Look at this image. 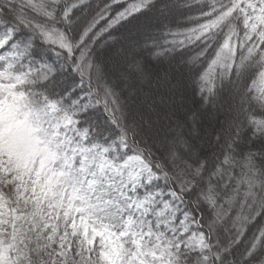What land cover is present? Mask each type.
I'll use <instances>...</instances> for the list:
<instances>
[{"label":"snow or ice","instance_id":"obj_1","mask_svg":"<svg viewBox=\"0 0 264 264\" xmlns=\"http://www.w3.org/2000/svg\"><path fill=\"white\" fill-rule=\"evenodd\" d=\"M153 61L182 66L200 94L232 84L264 146V0H0L2 264L35 251L47 264H264V179L224 184L234 157L212 161L182 132L160 158L129 143L116 80L148 82ZM239 155L264 177V153Z\"/></svg>","mask_w":264,"mask_h":264},{"label":"rangeland","instance_id":"obj_2","mask_svg":"<svg viewBox=\"0 0 264 264\" xmlns=\"http://www.w3.org/2000/svg\"><path fill=\"white\" fill-rule=\"evenodd\" d=\"M157 14L156 12L148 13L146 18H140L127 25L121 33L117 34V44L113 50L116 51L120 44H125L134 38L138 27L148 22L147 17H154ZM185 16L187 14L184 13V8L178 9L175 20H184ZM164 62L151 63L148 68L150 79L146 83L141 84L133 79L127 87H124L125 81L119 78L116 80V86L125 91L126 101H122L124 111L135 108V119L132 118L133 126L140 128L141 133L149 140L154 139L159 147H163L162 145L167 147L171 137L177 132H182L187 142H191L197 149L203 144L205 136L202 137L199 134L203 120L193 117L194 114L192 115L189 109L194 103L190 80L182 70V66L172 63L169 64L168 69ZM259 81L264 85V80L259 79ZM2 119L3 117L0 116V120ZM195 124L198 125L197 129L194 128ZM2 136L3 129H0V138ZM140 163L143 161L141 160ZM10 198L15 200V194H11ZM140 239L143 240L144 237ZM32 246L35 247L34 238ZM0 264H2L1 261ZM25 264H47V256L35 251L31 261H26Z\"/></svg>","mask_w":264,"mask_h":264},{"label":"trees","instance_id":"obj_3","mask_svg":"<svg viewBox=\"0 0 264 264\" xmlns=\"http://www.w3.org/2000/svg\"><path fill=\"white\" fill-rule=\"evenodd\" d=\"M184 13L187 15L191 14L187 11V9H184ZM176 22L182 24L187 23L185 19L181 21L176 20ZM44 55H49V53H44ZM53 59H55V57H53ZM164 64H167L168 67L166 68L169 69V63L165 61ZM73 76H75V73H73ZM61 86L62 85L59 83L53 85V87L56 88ZM190 86L191 96L194 99V103H192L189 109H191V114H194L193 117L198 119L201 118L203 120L201 133L199 134L202 135V137L205 136L203 144L198 146L197 149L191 144V142H189L193 151L200 152L202 155L208 156L212 161H219L222 154L234 157L232 167L236 169L237 175L234 177L231 168H228L224 176L223 183L227 184L230 180L234 182L235 179H239L242 175L252 179L256 188L259 189L260 182L264 179V177L259 176L262 166L256 161H253L255 168L250 169L245 160H242L239 155L241 150L245 152V155H247L249 150L264 153V146H261L260 140H252L251 137L253 134L247 132L248 124L245 122V111L247 110V105L241 103L240 96L237 94L234 86L226 81L221 84V81L217 80V91L213 94L207 93L206 90L204 94L197 93L191 82ZM255 86L258 90L264 89V85L260 83L259 78L257 79ZM117 88L121 92V101H126L125 91L120 89L118 86ZM125 117V123L130 129L129 143H131V138L135 136V139L139 141L141 145L145 148L151 149L156 158L166 155V145L159 147V145L155 143L154 139L149 140L143 133H141L140 128L133 126L132 114L130 111H125ZM93 119L99 127L101 135L110 130L102 113L97 112ZM253 119L257 129L264 130V124L261 123V120L264 119V117H255ZM197 126L198 125L195 124L194 128L197 129ZM233 129H236L239 132L238 136L233 134ZM217 137H219V139H217ZM237 142L239 147H234ZM168 155L170 156V154ZM240 165H244L243 169ZM249 173H251L250 176Z\"/></svg>","mask_w":264,"mask_h":264},{"label":"clouds","instance_id":"obj_4","mask_svg":"<svg viewBox=\"0 0 264 264\" xmlns=\"http://www.w3.org/2000/svg\"><path fill=\"white\" fill-rule=\"evenodd\" d=\"M135 111H136L135 108L130 110L133 119H135Z\"/></svg>","mask_w":264,"mask_h":264}]
</instances>
